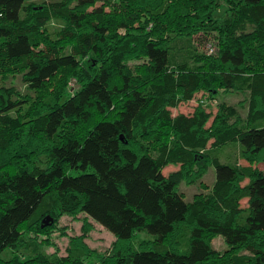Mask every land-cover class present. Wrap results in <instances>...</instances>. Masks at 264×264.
<instances>
[{"label": "trees", "instance_id": "trees-1", "mask_svg": "<svg viewBox=\"0 0 264 264\" xmlns=\"http://www.w3.org/2000/svg\"><path fill=\"white\" fill-rule=\"evenodd\" d=\"M10 75L27 93L0 85V255L51 247L62 217L82 233L65 256L0 264H264V0H0ZM220 92L246 95L244 118L211 113ZM196 183L209 191L184 201ZM92 222L107 254L84 242Z\"/></svg>", "mask_w": 264, "mask_h": 264}, {"label": "rangeland", "instance_id": "rangeland-1", "mask_svg": "<svg viewBox=\"0 0 264 264\" xmlns=\"http://www.w3.org/2000/svg\"><path fill=\"white\" fill-rule=\"evenodd\" d=\"M41 1H44V0H41ZM211 43H213V41L210 38L205 39L204 37H198V38L195 37L193 41V45L198 49V51L205 53V54L208 53L207 45ZM0 85H3L5 87H11L21 94L27 93L25 86L21 82V77L18 75H10L3 79L0 78ZM71 85H75L74 80L71 82ZM31 96L33 97L34 95H31ZM243 99H246V95L237 94V93L220 92L217 98L215 99L216 101H213L212 103L207 102V104L205 105L209 107V110L211 111V113H215L217 105L219 103H225L226 106L228 105V106L235 107L237 112L240 114V116L244 118L247 112V108H246V104H240V102ZM194 106H195L194 103L189 104V105L181 104L178 108L171 109L170 111L172 115H176L178 113L188 115L192 112V109L194 108ZM234 145L235 144H230L228 148L225 150L224 154L223 152L220 153L216 151L214 152L213 156L218 158L221 163L229 162V159H228L229 153L231 154V156L233 155V157H235L236 159L237 150L236 149L232 150L231 148V147H234ZM226 154L228 155L224 156ZM239 163L245 164V162L241 160L239 161ZM257 168L264 173L263 163L258 164ZM175 170H177V168L167 167L164 169V173L168 174ZM214 179H215L214 170L213 168L210 167L208 171L206 172V174L203 176L202 183H204L206 186H208V188H210L214 182ZM178 190L180 193H182L183 199L186 202H189L193 198V196L197 193H207L209 191V190L206 191V190L201 189L199 183H196L190 186L180 184ZM242 205H245L244 201L242 202ZM92 224L94 226V229L88 234L86 238H84V242L88 247H90L91 249H94L98 253L107 254V252L112 248V245L115 242V239L109 232L105 231L99 225L93 222ZM81 225L82 223L80 220H74L69 217H62L58 222V228L50 234L49 238L51 239V242H52L51 247L50 246L48 247L46 245L38 246V242L45 239L44 237H37V239L35 238L36 239L35 240L34 238H30L29 236L28 242L19 245L16 249H14V251H12L11 255L9 252L10 250L6 249L0 255V257L2 259H7L9 256H10L9 258L16 257L19 261L23 262V261H26L28 258L34 256L37 253L36 252L37 250H40V252H44L48 255L57 251L56 253L57 256H65L66 251L69 246L70 239L81 235L82 233ZM144 238L148 239L149 236L144 233H140L138 234L136 241L144 239ZM31 243H33V245H35V247L37 248L35 249L32 246H29ZM211 245L213 249L220 251V252H222L225 249L223 239L220 236L215 237L212 240Z\"/></svg>", "mask_w": 264, "mask_h": 264}]
</instances>
